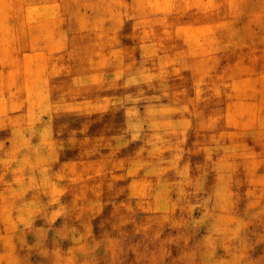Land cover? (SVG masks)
I'll return each mask as SVG.
<instances>
[{"label":"rangeland","instance_id":"obj_1","mask_svg":"<svg viewBox=\"0 0 264 264\" xmlns=\"http://www.w3.org/2000/svg\"><path fill=\"white\" fill-rule=\"evenodd\" d=\"M0 264H264V0H0Z\"/></svg>","mask_w":264,"mask_h":264}]
</instances>
